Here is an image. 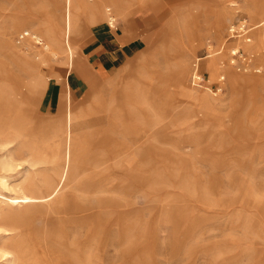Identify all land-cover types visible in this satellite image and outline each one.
<instances>
[{
  "label": "rangeland",
  "instance_id": "obj_1",
  "mask_svg": "<svg viewBox=\"0 0 264 264\" xmlns=\"http://www.w3.org/2000/svg\"><path fill=\"white\" fill-rule=\"evenodd\" d=\"M65 12L0 0V200L50 192L82 145L54 198L6 207L0 245L32 238L50 264H264V0H72L70 37ZM243 19L250 41L230 35ZM115 36L140 49L99 71Z\"/></svg>",
  "mask_w": 264,
  "mask_h": 264
},
{
  "label": "bare ground",
  "instance_id": "obj_2",
  "mask_svg": "<svg viewBox=\"0 0 264 264\" xmlns=\"http://www.w3.org/2000/svg\"><path fill=\"white\" fill-rule=\"evenodd\" d=\"M71 2H72V0H66V12H65V20L67 22V30L66 29L65 30L68 32L69 37L74 32V25H73L74 22L72 20L73 18L71 17V13H70ZM68 5H69V7H68ZM108 14H109L108 15L109 19L111 20L109 24L111 27H114V21L116 18L114 16H112L111 12H109ZM48 39L51 42V45L54 46L56 43L55 34H49ZM69 45H70V43H69ZM236 52H237L236 49H233L232 54H235ZM65 116H69L71 119L75 118V116H72L71 111H70V113H67ZM31 120H29V118L24 117V116H20V118L16 119V125L17 126L15 128L17 130V134H21V135L28 134V130L30 129ZM81 137H83L82 134H80V138ZM67 140H69V137ZM81 150H82V145H81V142L79 140L78 146H77V155L72 160V162L69 164L65 178L60 183H58L56 186H52L50 183H47L46 186L51 189L50 192H48L47 194L37 195L35 193V191L30 190L29 192L23 193V195H21L20 197H13V198L6 199V197L1 196L0 218H2V216L4 215L7 206L32 203V202H36L39 200H48V199L54 198V196H56L64 187L65 181H66L67 177L69 176V172L73 169L75 162L78 160L77 157L80 154ZM42 161L44 163H48V164L52 165L51 168L50 167L46 168L47 172L48 171L49 172L50 171L55 172L56 166L52 162V160L44 158ZM56 176L57 175H55V177ZM26 181L27 180H25V182ZM29 182H31V181H29ZM26 183H28V181ZM21 189H23V190L26 189V186L22 187ZM27 190H28V188H27ZM36 233H38V232H36ZM33 241L34 240L32 238H29L28 245L25 249L24 248L21 249L19 247H14L11 249V247L8 245H5L4 247H3V245H0V250L4 254L11 255L10 264H19L22 260H23V264H47V258H38L39 260L38 261L36 260L37 256H35V252H34L35 248L33 246V244H34ZM127 254H128V251L126 249L124 251V256H126Z\"/></svg>",
  "mask_w": 264,
  "mask_h": 264
},
{
  "label": "built area",
  "instance_id": "obj_3",
  "mask_svg": "<svg viewBox=\"0 0 264 264\" xmlns=\"http://www.w3.org/2000/svg\"><path fill=\"white\" fill-rule=\"evenodd\" d=\"M249 31H250V28L248 26L247 21L245 19H243V20H240L239 22H237L236 24L232 25V27L230 28V35L233 38L245 37L244 38L245 40L250 41L251 38L246 37L247 33ZM18 37L20 40H23L26 38H31L38 45L44 44V41L40 36L30 32V31H23L21 34H19ZM232 51H231L232 58L230 60V63L233 66L239 67L240 65L248 66V65L252 64V58L245 56V54L242 53L241 50L236 49L237 52L235 54H232ZM224 77H225L224 75L221 76L219 81L223 82L225 80ZM205 80H206L205 76L199 70V62L197 60L193 63V72H192V76H191V82L196 87H204L205 82H206Z\"/></svg>",
  "mask_w": 264,
  "mask_h": 264
},
{
  "label": "crops",
  "instance_id": "obj_4",
  "mask_svg": "<svg viewBox=\"0 0 264 264\" xmlns=\"http://www.w3.org/2000/svg\"><path fill=\"white\" fill-rule=\"evenodd\" d=\"M99 34H104L105 31L104 30H101V32H98ZM126 37H128V34H126ZM117 36H115L113 38L112 41H109V40H106L105 42H108L107 44H101L100 46L97 44V53H96V58L99 60L98 62V70L99 71H103V70H107L109 69V65H115L116 61H115V55H117V52L118 50L120 51H126V53L129 55L130 54H133L135 51L139 50L140 47H139V44H138V40L137 39H131L130 41H127L125 42V46L123 48H116L117 46ZM101 43H104L103 40L100 41ZM215 61L210 59L208 62H207V67L209 70H211V66L214 65ZM78 66V60H77V64ZM84 80V79H83ZM79 82V81H78ZM76 82L75 85H73V92L75 94H77L78 90L81 89V86L79 85V83ZM69 94H67L66 96H68ZM188 95L191 96L192 94H189L188 92ZM66 101V99H65ZM78 114L82 113L81 111H77ZM78 123V122H77ZM77 126V124H76ZM76 130H77V127H76ZM47 264H50L48 263V259H47Z\"/></svg>",
  "mask_w": 264,
  "mask_h": 264
}]
</instances>
